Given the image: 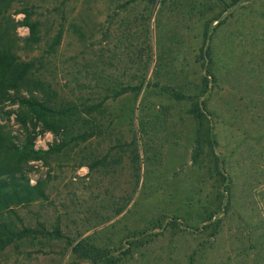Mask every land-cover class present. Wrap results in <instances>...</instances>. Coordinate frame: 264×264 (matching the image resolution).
Returning <instances> with one entry per match:
<instances>
[{
	"label": "rangeland",
	"instance_id": "obj_1",
	"mask_svg": "<svg viewBox=\"0 0 264 264\" xmlns=\"http://www.w3.org/2000/svg\"><path fill=\"white\" fill-rule=\"evenodd\" d=\"M205 29L215 80L202 98L228 192L211 155L191 161L190 102L161 88L202 93ZM0 45L34 65L0 102V133L17 146H60L21 164L47 198L16 211L63 235L0 250V264H88L68 244L80 237L112 251L131 240L119 264H264V0H0ZM22 96L101 105L56 134L21 121ZM212 211L215 236L204 222Z\"/></svg>",
	"mask_w": 264,
	"mask_h": 264
},
{
	"label": "trees",
	"instance_id": "obj_2",
	"mask_svg": "<svg viewBox=\"0 0 264 264\" xmlns=\"http://www.w3.org/2000/svg\"><path fill=\"white\" fill-rule=\"evenodd\" d=\"M149 1L154 2V0ZM238 1L240 0H232L233 3ZM23 24L29 29L30 40L37 41L38 23L30 20L29 12H26ZM210 38L208 30L205 29L203 32L204 42L199 53V59L202 60L201 66L205 70V75L202 79L204 85L202 93L191 95L167 86H162L161 88L169 92L175 100H187L190 102L188 111L195 121L191 161L197 163L205 155H211L213 157V172L221 177L222 182L227 183L229 182V177L223 170L219 156L215 153L217 142L213 114L208 109L206 99L202 98L207 91L208 83L215 80L210 69L212 62ZM33 66L32 62L18 60V57L13 52L2 48L0 45V102L9 95L10 91H17L18 87L28 79ZM19 105L23 110L18 114V117L21 115V121L25 122L27 118L30 120L34 119L44 129L58 134L66 120L74 116L77 117L79 112H85L87 115L96 112L101 103L83 107L81 110L75 105L56 108L37 97L22 96L19 98ZM59 149L60 146L51 145L46 150H38L34 148L32 139H28L24 144L17 146L0 133V250L12 245L17 246L22 240L35 238L39 234L54 238L63 237L58 226L48 231L44 227L35 228L26 225L16 211L18 207L47 198L45 181L38 179L35 182H31L30 178L21 169V164L29 160L40 159L42 154H49ZM228 190L229 184L226 186V191L228 192ZM217 213L218 211L210 212L204 222L210 223ZM169 224L171 227L179 225L176 221H169ZM210 224V235L215 236L219 219ZM206 225L204 226L205 228L208 227ZM147 241L139 239V242L136 241V243L144 244ZM132 243L130 240L126 248L112 251L110 248L95 245L86 237L68 241V244L71 245V254L78 261H87L88 264H119L122 258L131 253ZM190 263H193V257H191Z\"/></svg>",
	"mask_w": 264,
	"mask_h": 264
}]
</instances>
